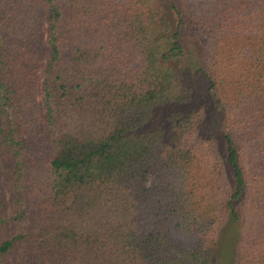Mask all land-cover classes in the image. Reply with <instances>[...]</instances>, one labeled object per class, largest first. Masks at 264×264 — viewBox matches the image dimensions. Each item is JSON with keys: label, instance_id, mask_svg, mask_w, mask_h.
<instances>
[{"label": "trees", "instance_id": "obj_1", "mask_svg": "<svg viewBox=\"0 0 264 264\" xmlns=\"http://www.w3.org/2000/svg\"><path fill=\"white\" fill-rule=\"evenodd\" d=\"M186 27L205 36L208 115L174 67L194 65ZM12 258L264 264V0H0Z\"/></svg>", "mask_w": 264, "mask_h": 264}, {"label": "rangeland", "instance_id": "obj_2", "mask_svg": "<svg viewBox=\"0 0 264 264\" xmlns=\"http://www.w3.org/2000/svg\"><path fill=\"white\" fill-rule=\"evenodd\" d=\"M182 40L184 44L185 49V56L186 61H190L194 63L193 66H191V69L189 72L187 70H184L185 66H187L182 61L174 63L175 70L183 75L184 80L189 83L190 87L192 88L193 92L195 93V97H198L200 99L199 102L200 105L206 108L205 113L208 115L209 108L206 106V103L210 100V98L207 96V82L202 77V74L197 70L199 65V62L201 61V55L205 47V36L203 35H197L194 34L188 27L184 28L182 30ZM197 66V67H196ZM37 83H36V99L39 103H41V94H40V88H41V73L38 72L37 76ZM199 103L195 104V106H198ZM208 105V104H207ZM205 122L201 123L202 126L199 129L200 132L203 130H206L208 127L207 125V118H205ZM200 135H206V133L200 134ZM175 139V137L173 136ZM172 138V139H173ZM217 250V246L215 248V251ZM16 258H12L11 262L12 264H16Z\"/></svg>", "mask_w": 264, "mask_h": 264}]
</instances>
